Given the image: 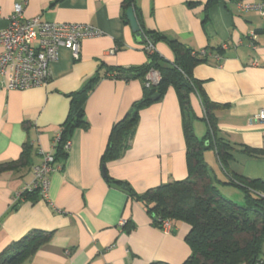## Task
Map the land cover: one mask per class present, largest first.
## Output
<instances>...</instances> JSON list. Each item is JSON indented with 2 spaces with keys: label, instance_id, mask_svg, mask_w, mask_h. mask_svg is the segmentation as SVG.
<instances>
[{
  "label": "crops",
  "instance_id": "1",
  "mask_svg": "<svg viewBox=\"0 0 264 264\" xmlns=\"http://www.w3.org/2000/svg\"><path fill=\"white\" fill-rule=\"evenodd\" d=\"M208 1L135 3L148 29L196 52H208V60L197 64L193 75L217 104L213 114L218 134L234 147L229 171L264 180V122L255 118L264 109L263 21L257 11L238 6L240 1L260 0H216L210 5ZM124 3L0 0V29L7 27L15 5L21 4L25 19L84 23L102 31L81 41L78 59L61 47L47 85L15 90L0 81V164L17 161L26 143L33 146L26 165L0 170V254L35 229L51 232V237L24 264H183L191 254L185 240L190 226L181 221L172 222L168 231L156 226L144 204L128 190L142 195L189 175L182 107L173 85L141 108L128 148L119 159L107 162L108 179L103 175L102 155L113 125L143 97L141 79L117 78L109 69L148 62L145 43L124 20ZM252 33L258 34L256 40ZM156 49L166 61L175 60L166 41H159ZM95 76L99 78L84 103L88 125L71 132L67 157L49 176L47 198L41 193L19 196L33 182L34 167L44 155L56 152L54 137L69 114L72 95ZM148 78L157 83L160 75L151 71ZM191 104L194 129L198 122L196 134L202 138L207 124L198 94L191 95ZM246 147L261 156H248ZM205 160L222 194L242 203L240 189L220 182L230 176L215 148L205 150Z\"/></svg>",
  "mask_w": 264,
  "mask_h": 264
},
{
  "label": "trees",
  "instance_id": "2",
  "mask_svg": "<svg viewBox=\"0 0 264 264\" xmlns=\"http://www.w3.org/2000/svg\"><path fill=\"white\" fill-rule=\"evenodd\" d=\"M136 0H125L124 20L128 23L126 10L133 7L140 30L145 38L148 62L135 68H111L117 78L141 79L143 97L135 101L128 112L112 127L107 147L102 155V164L119 159L129 146L135 127L139 121L140 110L153 101L152 97L162 96L173 85L180 97L183 113V127L187 144L189 175L186 179L176 180L147 190L139 195L128 188L145 206L153 223L162 228L160 219L171 222L181 221L190 226L185 237L191 247V254L183 264H264V180L249 179L229 171V159L233 145L218 134L217 119L212 102L200 83L193 75L194 67L208 60L205 54L196 52L186 44L165 34L148 29L138 16ZM216 0H209L208 5ZM166 41L175 53L173 62L166 61L157 51L156 44ZM152 44L153 50L148 46ZM151 71L160 75L157 83L148 78ZM92 78L80 91L72 95L69 114L62 124L61 140L56 144L55 160L63 162L68 154L65 143L71 138L75 127H87L84 103L88 93L98 80ZM199 95L205 110L202 118L207 124L205 135L200 138L194 129L196 118L191 104V95ZM215 148L223 168L228 172L227 181L221 184L234 186L243 194L242 203L225 196L219 190L211 169L205 160V150ZM33 152L31 144H25L17 161L0 164V170L26 165ZM248 156L260 157L261 152L246 147ZM120 183V182H119ZM40 193V189L22 192V197ZM51 232L33 230L23 238L14 241L0 254V264H24L37 250L49 240ZM151 264H169L156 261Z\"/></svg>",
  "mask_w": 264,
  "mask_h": 264
},
{
  "label": "built area",
  "instance_id": "3",
  "mask_svg": "<svg viewBox=\"0 0 264 264\" xmlns=\"http://www.w3.org/2000/svg\"><path fill=\"white\" fill-rule=\"evenodd\" d=\"M240 9L257 11L263 21L264 35V0L238 2ZM102 31L93 25L70 22H47L40 17L25 19L21 4L15 5L14 14L7 27L0 29V81L8 89L23 90L30 87L47 85L51 79V67L59 57L61 47L80 57L81 41L87 37L100 36ZM258 34L252 33L256 40ZM153 50V45L148 46ZM205 54V51H200ZM219 57V56H217ZM255 118L264 122V109ZM61 140L59 130L54 137V146ZM71 140L65 143L68 150ZM60 168L55 160V152L46 153L42 162L34 167V180L26 185L22 192L40 189L44 198L48 196L51 172ZM22 194V193H21ZM21 194L19 196H21ZM162 229H171L170 220H159Z\"/></svg>",
  "mask_w": 264,
  "mask_h": 264
},
{
  "label": "water",
  "instance_id": "4",
  "mask_svg": "<svg viewBox=\"0 0 264 264\" xmlns=\"http://www.w3.org/2000/svg\"><path fill=\"white\" fill-rule=\"evenodd\" d=\"M127 18L129 20V23L131 25V28L133 30V32L135 33L136 37H137V40L140 41V42H145V38L144 36L142 35V32L140 30V25H139V22L137 20V17H136V14H135V10L133 7H130L127 9ZM160 97L159 94L155 95L152 97L153 100H156ZM106 166H103L102 167V171H103V175L106 179H108V175H107V171H106Z\"/></svg>",
  "mask_w": 264,
  "mask_h": 264
},
{
  "label": "rangeland",
  "instance_id": "5",
  "mask_svg": "<svg viewBox=\"0 0 264 264\" xmlns=\"http://www.w3.org/2000/svg\"><path fill=\"white\" fill-rule=\"evenodd\" d=\"M199 125H200V124H199ZM204 129H205V124H204ZM197 130H199V129H198V122H196V132L198 133ZM200 134H202V133H200ZM232 189H233V188H232ZM232 189H231V190H232ZM229 190H230V189H229ZM234 191H238V189L235 188ZM228 192H229V191H228ZM228 192H226V194H228V195H230V194L233 193V192H229V193H230V194H229ZM240 192H241V191H240ZM241 193H242V192H241ZM230 196H231V195H230ZM235 200H237V199H235Z\"/></svg>",
  "mask_w": 264,
  "mask_h": 264
}]
</instances>
